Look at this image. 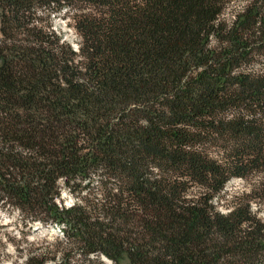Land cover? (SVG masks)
<instances>
[{
    "label": "trees",
    "instance_id": "trees-1",
    "mask_svg": "<svg viewBox=\"0 0 264 264\" xmlns=\"http://www.w3.org/2000/svg\"><path fill=\"white\" fill-rule=\"evenodd\" d=\"M255 175L264 0H0V206L62 227L21 264H264Z\"/></svg>",
    "mask_w": 264,
    "mask_h": 264
},
{
    "label": "rangeland",
    "instance_id": "rangeland-1",
    "mask_svg": "<svg viewBox=\"0 0 264 264\" xmlns=\"http://www.w3.org/2000/svg\"><path fill=\"white\" fill-rule=\"evenodd\" d=\"M231 9L228 10V13ZM229 17V16H228ZM71 15L61 14L52 20V31L60 36L73 50L77 49L79 39L73 32L70 20ZM264 181V177L255 175L244 180L230 181L215 208L221 214H227L234 198L249 194ZM59 195L54 203L61 209H69L74 203V197L67 192L62 183L58 184ZM251 212L262 219L263 211L255 204H251ZM62 227L60 225L41 226L38 223L28 225L19 213L6 206H0V264H21L24 257L31 254H39L46 248L54 249V242L61 240ZM103 264H107L102 259ZM124 264V263H123Z\"/></svg>",
    "mask_w": 264,
    "mask_h": 264
},
{
    "label": "water",
    "instance_id": "water-1",
    "mask_svg": "<svg viewBox=\"0 0 264 264\" xmlns=\"http://www.w3.org/2000/svg\"><path fill=\"white\" fill-rule=\"evenodd\" d=\"M106 263H108L107 261H106ZM110 264V263H109Z\"/></svg>",
    "mask_w": 264,
    "mask_h": 264
}]
</instances>
